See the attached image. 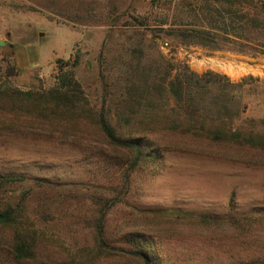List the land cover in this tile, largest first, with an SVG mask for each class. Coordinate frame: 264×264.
I'll return each instance as SVG.
<instances>
[{
	"label": "rangeland",
	"instance_id": "1",
	"mask_svg": "<svg viewBox=\"0 0 264 264\" xmlns=\"http://www.w3.org/2000/svg\"><path fill=\"white\" fill-rule=\"evenodd\" d=\"M0 41V84L47 91L52 55L70 51L61 60L78 58L74 78L89 107L103 109L121 139L152 145L134 164L93 127L51 131L0 118V208L17 209L33 233L31 256L16 259L5 228L0 264H144L140 254L148 264H264V223L241 231L198 219L264 209V151L206 138L227 128L264 135V0H0ZM19 45L22 61L38 65H16ZM150 76L165 90H149L154 104L138 112L165 115L169 123L156 117L151 127L173 129L131 137L138 123L118 120L128 114L118 105L122 84L144 91ZM179 81L183 102L167 87ZM191 124L197 133H186Z\"/></svg>",
	"mask_w": 264,
	"mask_h": 264
},
{
	"label": "trees",
	"instance_id": "2",
	"mask_svg": "<svg viewBox=\"0 0 264 264\" xmlns=\"http://www.w3.org/2000/svg\"><path fill=\"white\" fill-rule=\"evenodd\" d=\"M220 4H229L236 0H219ZM57 74L55 76V85L47 91H34V90H19L0 84V118L3 126H16L18 123H25L30 128L54 130L56 127L67 126L74 127L80 132H83L82 128L85 126L93 127L100 135H103L109 146L115 148H122L130 151L134 155V164L138 162L142 157L145 156L147 148H151L149 144L141 143L135 138L121 139L118 136V131L111 126L108 121V116L103 109L99 112H94L87 102V99L81 89L80 85L74 78L73 68L78 64V58L74 60L64 62L61 59L56 60ZM15 66L11 67L6 74L7 77L14 76ZM187 80H195L196 84H199V76L193 73H189ZM154 76H150V81L145 83V90H136L128 80L122 84V99L118 103L119 106L125 108L128 114L119 113L118 120L122 121L125 125H131L133 122H137L138 125H131L127 129L128 134L131 137L145 136L152 134L156 131L168 132L173 129L171 126H167L164 129H156L151 127V120H156V117H160L161 123H169L168 117L165 115L159 116L152 112H145L139 114V106L142 105L143 101L147 105L152 106L154 103L151 101L152 95L149 90L156 91L157 95L164 89L161 83L154 81ZM168 91L178 99L179 102H183L182 89L184 84L180 81L176 83H169ZM137 105V106H136ZM190 115H188L189 117ZM200 124L204 123V118H200L198 115L190 116L187 120L189 123L197 124V119ZM191 124L186 133H197L196 125ZM82 127V128H81ZM81 128V129H79ZM203 129V127H202ZM206 135L207 139L210 137L215 140L225 141L227 143L237 144L239 146H248L264 151V135L255 132L254 128L236 129L232 130L227 128L224 130H218L217 132H211ZM211 140V139H210ZM213 140V138H212ZM214 141V140H213ZM14 177H9L7 181H14ZM19 211L12 206L7 205L4 208H0V234L2 231L9 227L12 231V243L11 248L16 256V259H27L31 256L30 247L32 239L31 234L25 229H22L19 216ZM105 211H100L97 224L95 226L96 239L98 241L99 248L106 246L103 240V219ZM189 218L192 215L188 216ZM198 219L205 225L212 226H225L227 229L237 228L238 230L245 231L248 227H253L254 224L264 223V209H257L248 214L242 215L239 218H215L210 216H199ZM5 231V230H4ZM4 236V235H2ZM141 259H145L144 264H148V260L140 254ZM254 261H247L237 264H252Z\"/></svg>",
	"mask_w": 264,
	"mask_h": 264
},
{
	"label": "crops",
	"instance_id": "3",
	"mask_svg": "<svg viewBox=\"0 0 264 264\" xmlns=\"http://www.w3.org/2000/svg\"><path fill=\"white\" fill-rule=\"evenodd\" d=\"M24 45L23 46L19 45V46H16V48H15V61H16V65L18 67H20V68H23L25 66H30V65H32V66L38 65L36 63L37 62V58H34V60L32 61L31 64L30 63L28 64L26 61H22L23 60L22 59L23 58L22 57V53L25 52L24 51V48H22V47H24ZM25 46H27V44ZM69 55H70V51H69V54H68L67 57H69ZM67 57H61V56H58V55L54 54V55H52V60H54V59H65Z\"/></svg>",
	"mask_w": 264,
	"mask_h": 264
},
{
	"label": "water",
	"instance_id": "4",
	"mask_svg": "<svg viewBox=\"0 0 264 264\" xmlns=\"http://www.w3.org/2000/svg\"><path fill=\"white\" fill-rule=\"evenodd\" d=\"M4 45L3 41H0V47H2Z\"/></svg>",
	"mask_w": 264,
	"mask_h": 264
}]
</instances>
